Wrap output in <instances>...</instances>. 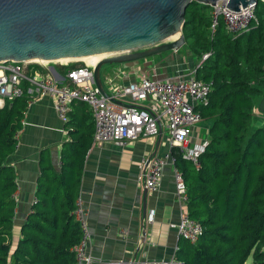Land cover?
I'll list each match as a JSON object with an SVG mask.
<instances>
[{"label":"trees","instance_id":"obj_1","mask_svg":"<svg viewBox=\"0 0 264 264\" xmlns=\"http://www.w3.org/2000/svg\"><path fill=\"white\" fill-rule=\"evenodd\" d=\"M213 12L192 2L183 29L185 47L198 61L192 74L212 83V90L209 104L197 108L209 125L200 168L172 151L187 187V214L202 227L195 244L180 238L175 260L264 264V114L258 111L264 97V2L256 5L250 30L239 35L221 17L213 32ZM83 66L56 69L63 75ZM28 102L24 96L0 109V264H75L81 228L74 212L94 133L69 118L73 140L63 147L61 169L41 158L35 201L13 247L18 175L9 159L19 145Z\"/></svg>","mask_w":264,"mask_h":264},{"label":"crops","instance_id":"obj_2","mask_svg":"<svg viewBox=\"0 0 264 264\" xmlns=\"http://www.w3.org/2000/svg\"><path fill=\"white\" fill-rule=\"evenodd\" d=\"M30 67L38 69L34 65ZM171 67L172 64L168 62L159 63L156 60L117 67L103 66V87L110 95L108 79L117 75L120 70L127 72V76L118 78L123 84L135 82L141 73L165 80L185 76L180 73V67H175L174 70ZM57 72L64 77L65 74ZM57 80L62 81L63 78ZM84 105L74 103L69 120L89 126V133L92 134L95 129L94 117L90 108ZM68 124L58 117L52 101L47 97L30 105L25 114L23 128L18 134L19 145L9 159L18 175L13 247H16L21 228L35 201L41 158L49 157L54 168L57 171L61 169L63 147L73 140L67 130ZM208 127L207 123L203 126L204 135L197 127V140L207 139ZM157 141L158 137L143 138L124 148L110 144L94 146L91 136L80 198L91 233L88 251L94 264H156L176 259L180 237L171 225L178 224L181 217L187 214V206L177 196L176 167L171 161L164 169L158 192H148L147 207L144 209L146 188L141 180V162L157 149ZM172 151L169 140L163 133L156 156L165 157ZM152 217L155 221L150 224L149 219Z\"/></svg>","mask_w":264,"mask_h":264},{"label":"built area","instance_id":"obj_3","mask_svg":"<svg viewBox=\"0 0 264 264\" xmlns=\"http://www.w3.org/2000/svg\"><path fill=\"white\" fill-rule=\"evenodd\" d=\"M256 5L240 8L234 12L227 8L226 1H220L214 7L213 32L221 17L227 30L233 35H239L250 30L255 19ZM207 58V56H206ZM85 62V61H84ZM75 62H56L43 64L41 62H11L0 63V109L7 102L29 97V106L45 97L52 101L58 117L66 122L76 102L86 104L94 117L95 130L93 145H114L127 147L139 139H154L159 135V126L163 133L166 129L167 138L172 149H178L179 154L200 168V157L204 154L208 141L197 140L195 131L203 123V117L197 108L209 104L212 83L204 82L194 76H183L179 79H157L147 74H140L138 80L123 84L118 78L127 76L120 70L117 75L108 79L110 98L124 105L112 102L104 97L96 86L94 69L96 65L87 62L83 67L66 71L63 80H57L50 71V66L68 68ZM37 66L34 69L30 66ZM26 84V85H25ZM173 165L176 158L173 153L153 158H145L141 162V180L150 193L158 192L168 162ZM176 193L178 198L186 203L187 187L181 173L176 169ZM16 197V196H15ZM81 228V240L75 246V264H94L89 254L91 238L86 222V212L81 198L74 212ZM154 217L149 219L153 224ZM171 227L177 230L180 238L195 244L201 234L202 227L185 214L178 224ZM178 250V248H177ZM148 264V263H147ZM156 264H178L175 259Z\"/></svg>","mask_w":264,"mask_h":264},{"label":"water","instance_id":"obj_4","mask_svg":"<svg viewBox=\"0 0 264 264\" xmlns=\"http://www.w3.org/2000/svg\"><path fill=\"white\" fill-rule=\"evenodd\" d=\"M227 8L257 5L264 0H0V63H56L65 59L104 56L94 77L101 94L112 102L103 87L101 70L147 60L185 46L186 12L192 2ZM179 35V39L171 38ZM82 60H78L80 62ZM74 62V61H71ZM76 62V61H75ZM84 62V61H82ZM51 73L63 78L50 66ZM258 111L264 114V97ZM163 136L159 126L157 149ZM150 156H156V151ZM148 191L144 193V209Z\"/></svg>","mask_w":264,"mask_h":264},{"label":"rangeland","instance_id":"obj_5","mask_svg":"<svg viewBox=\"0 0 264 264\" xmlns=\"http://www.w3.org/2000/svg\"><path fill=\"white\" fill-rule=\"evenodd\" d=\"M150 60L151 61L156 60L159 63L168 62V63L172 64L171 70L173 68L175 69V67H178V68L180 67V69H179L180 73H182L188 77L194 76V74H192V72H194L195 68L197 67V62H198L197 59L192 55L190 50L188 48H186L185 46L182 47L181 49L177 50V51L166 52V53H163L161 55L147 59V61H150ZM106 66L117 67L120 65L114 64V65H106ZM205 124L206 123H204V124L202 123L201 125H199V129L201 130L202 135H204L203 126ZM164 132H165V136H166L167 135L166 129L164 130ZM247 264H252V259H249Z\"/></svg>","mask_w":264,"mask_h":264},{"label":"bare ground","instance_id":"obj_6","mask_svg":"<svg viewBox=\"0 0 264 264\" xmlns=\"http://www.w3.org/2000/svg\"><path fill=\"white\" fill-rule=\"evenodd\" d=\"M179 39V35H175L171 38V41H175V40H178ZM104 56L102 55H99V56H91V57H85V58H73V59H65V60H61L60 62L62 63H66V62H69V61H78V60H82V61H85L87 62L88 64L90 65H96L101 59H103ZM43 64H48V61H39Z\"/></svg>","mask_w":264,"mask_h":264}]
</instances>
